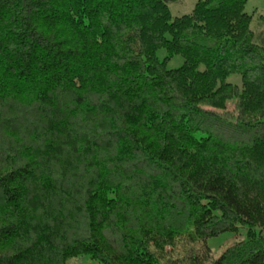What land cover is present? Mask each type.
I'll list each match as a JSON object with an SVG mask.
<instances>
[{"label": "trees", "instance_id": "obj_1", "mask_svg": "<svg viewBox=\"0 0 264 264\" xmlns=\"http://www.w3.org/2000/svg\"><path fill=\"white\" fill-rule=\"evenodd\" d=\"M177 2L0 0V264H264V29Z\"/></svg>", "mask_w": 264, "mask_h": 264}, {"label": "rangeland", "instance_id": "obj_2", "mask_svg": "<svg viewBox=\"0 0 264 264\" xmlns=\"http://www.w3.org/2000/svg\"><path fill=\"white\" fill-rule=\"evenodd\" d=\"M185 1L186 2L182 5L183 8H180L179 2L174 3V4L172 3L169 6L172 17H179L184 14H189L197 0H185ZM244 12L251 16V23H250L251 31L256 36L259 35V33L262 32L264 29V24L262 23V19L264 18V1L263 0H247ZM163 56H164V50H159L158 57L162 58ZM182 62H183L182 58L178 56L173 57L167 62V68L175 69L181 66ZM239 80L240 79L238 76H230L228 78L229 82L233 84L236 83L237 85H240ZM206 109L216 112L222 118L224 117L230 120L234 119V117L236 116V111H237L235 103H228L224 110L215 111V110H211L210 107H207ZM226 143H229V142H226ZM110 153H107V154L109 155ZM37 197L39 198V192L37 194ZM240 234H244V232H241ZM241 239L242 238L240 237V235L237 236V235H234L228 232L219 234L215 237L208 239L206 241V244L211 250L210 259L211 260L217 259L227 248H229L231 245H233L234 243H236L237 241ZM67 264H96V263L93 260L89 259L88 257L80 256V257L68 260Z\"/></svg>", "mask_w": 264, "mask_h": 264}]
</instances>
